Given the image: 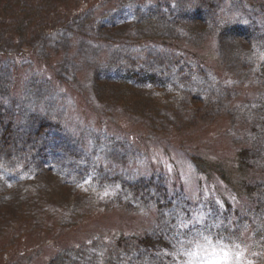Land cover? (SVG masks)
I'll return each mask as SVG.
<instances>
[{
  "label": "rangeland",
  "instance_id": "1",
  "mask_svg": "<svg viewBox=\"0 0 264 264\" xmlns=\"http://www.w3.org/2000/svg\"><path fill=\"white\" fill-rule=\"evenodd\" d=\"M85 1L94 4V0ZM156 2L99 0L83 30L54 25L55 31L29 44L0 37V53L28 54L24 65L31 59L47 63L52 55L65 54L54 74L73 84L90 108L60 103L62 95L45 86L25 106L23 102L13 106L17 117L33 123L39 104L50 109L49 121L73 109L78 115L91 111L98 117L97 126L104 124L109 134L119 130L127 140L123 147L120 138L112 141L105 134L90 132L84 135L88 147L81 148V136L68 139L53 127L48 134L34 138L42 145L32 153L27 151L28 157L13 149L7 153L0 149V264H41L57 248L72 247L97 234L149 231L166 241L161 255L166 264H187L188 257L181 253H199L195 242L203 243L202 236L225 246L223 251L230 250L232 264H237L239 253V264L262 263L257 249L260 240L264 242V210L251 224L233 218L240 204L247 202L214 174L201 173L191 157L218 163L231 182L237 183L240 176L234 171L233 159L237 147L243 146L251 151L250 163L257 164L259 172L264 169V27L239 0L219 4L216 16L206 11L193 15L184 3L182 9H176L162 2L156 23L164 38L186 50L206 53L203 55L210 60L206 69L184 61L163 68L158 42L155 47L138 48L148 32L139 33L140 14L134 13V6L141 10ZM107 11L112 16L105 24L116 25L112 29L124 27L131 34L120 38L119 44L111 39L102 46L95 30L86 28H93L88 21L102 19ZM199 25L205 27L202 33H197ZM232 27L246 34L234 35L226 29ZM94 28L97 35L105 33ZM214 53L232 65L247 66L244 77L251 94L232 92L231 81L220 83ZM199 105H208L206 122L194 128L190 125L188 130L182 127L179 133L175 127L179 119L188 120L190 109ZM149 180L153 188L147 186L150 190L140 195L131 193V186ZM260 203L264 205V200ZM231 223L237 225L230 230L233 236L221 237L217 232L220 225ZM20 226L22 232H29L19 235ZM132 258L130 264H140L138 255ZM154 260L146 264H157Z\"/></svg>",
  "mask_w": 264,
  "mask_h": 264
},
{
  "label": "trees",
  "instance_id": "2",
  "mask_svg": "<svg viewBox=\"0 0 264 264\" xmlns=\"http://www.w3.org/2000/svg\"><path fill=\"white\" fill-rule=\"evenodd\" d=\"M99 0H94V4L87 3L85 0H0V37L5 35L12 43H25L29 44L33 39L46 34H51L54 28L62 24V27L71 26L75 27V30L85 29V22L87 16L93 12V7L98 3ZM154 7L149 8L145 6L140 10L139 5L134 6L135 14H140L139 20V33L148 32L147 36L143 35L138 43L140 49H146L155 47L158 42L160 47L158 51L160 63L164 65L168 63L177 64L179 61H184L187 64H196L199 68L206 69L210 67L208 63L210 60L204 56L206 53L193 52L192 50H186L184 46H178L177 44H171L168 38H164L162 29L159 28V24L156 23L158 13V5L165 2H169V6H176L177 9L185 8L190 13L202 14L206 11L208 15L212 14L216 16L218 14L219 4H223L227 0H156ZM245 6L250 8L255 14V20L262 27H264V0H239ZM245 1V2H244ZM163 2V3H162ZM180 3V4H179ZM97 8L95 7L94 10ZM145 9V14L142 10ZM103 12L105 10H102ZM186 13V12H183ZM196 14V15H197ZM110 13H106L100 20L88 21L89 24L93 23L91 28L88 24L86 28L89 32L95 30V36L99 37L98 42L104 46L107 42L113 39L115 43H120V38L128 33L127 29H112L116 28V25H107L110 21ZM143 15V16H142ZM155 19V20H154ZM33 20L35 22H33ZM103 21L100 22V21ZM144 21V22H143ZM55 25V27H53ZM103 29L105 33L96 34ZM204 26H197V33H202ZM205 28V27H204ZM61 29V28H60ZM229 32L234 35L244 36L246 32L238 27L226 28ZM85 31V30H84ZM137 32V31H135ZM149 37V39H148ZM148 39V42L143 40ZM107 41V42H105ZM105 42V43H104ZM138 42V41H136ZM52 60L47 63L38 62L31 59L30 63L24 65L22 61L28 59V54L19 53L18 51L10 52L8 54L0 53V149L6 153L9 149L16 150L20 153V156L28 157L25 153L37 150L39 146L35 143L36 139L41 138L49 133V130L54 128L60 129V133H65L68 139L81 136L80 147H88V139L85 134L97 133L99 135L105 134L110 140L116 141L120 138L123 140V147L126 145L127 140L124 135L116 130L114 134H109L105 131L104 124L99 126L96 125L97 116L91 112L83 109H90L86 102L84 95L77 93L75 86L62 82L55 74V66L61 62L65 54L57 53L51 56ZM68 57V54L66 55ZM149 60H150V56ZM213 61L216 68L220 71L219 80L220 83L232 82L229 89H233L232 92L239 93L243 91L245 94H251L247 86L246 76L247 66L232 65L227 63L225 59L220 57V54L214 53L212 55ZM153 57L151 58V60ZM237 59H241L240 57ZM54 90L61 94L59 98L60 103L72 104L76 107H81L84 113L79 115L75 112L76 109L69 110L65 115H60V119L54 118V121H49V115L47 114V106L41 108V104L38 105L34 112V122L30 123L25 119L16 116L17 111L13 106L18 102H23L24 106L26 102H31L37 94H39L43 88ZM70 107V108H71ZM208 105L196 106L188 112L185 118L188 120L182 121L179 119L178 125H175L179 133H182V127L188 130L191 125L193 128L200 123H205L208 112ZM260 117V107L257 108ZM75 112V113H74ZM16 113V114H15ZM74 113V114H73ZM90 113V114H89ZM262 116H264V107L261 108ZM93 114V115H91ZM91 115V116H90ZM94 122L90 123V121ZM63 125H62V122ZM178 121V120H177ZM177 123V122H176ZM175 123V124H176ZM64 126V130H63ZM63 130V131H62ZM233 141V140H232ZM114 146L117 144L113 143ZM234 144V142H233ZM122 147V148H123ZM254 155V154H253ZM252 159V160H251ZM191 161L195 163V166L200 170L201 173H211L219 178L221 182L226 185H230L234 191L242 195L243 199L247 202L246 205L240 204V208L234 211V217H241V220H247L249 224L255 221L260 211L264 210V205L260 203V199L264 200V185L261 182L264 181V169L260 168L258 171L257 164H251L253 156L251 151L245 149L243 146L237 147L234 155V171L240 176L239 182L232 183L227 170L222 168L216 162H210L203 158L192 156ZM218 161V160H217ZM220 164L221 162L218 161ZM147 186L153 188L154 183L149 180L146 184H136L130 187L132 194L145 193ZM159 189L156 188V191ZM162 192H165L163 190ZM257 195V198H256ZM260 195V198H258ZM263 195V196H261ZM238 207V205H237ZM231 208L226 207V210ZM232 211V210H231ZM226 212V211H225ZM235 225V224H234ZM233 223L220 225L217 232L221 237L233 236L230 233L231 229L234 228ZM237 228V225H235ZM21 232L19 235L24 236L29 231L22 232V226L19 227ZM40 232V231H39ZM154 231L145 232L140 235H126L118 232L116 235H100L97 234L87 241H81L77 245L72 247H60L57 248L49 258H44L41 264H130L133 260L132 256H139V263L146 264L152 259L157 261V264H166L165 258L162 257L164 248L167 247L166 241L160 235L155 236ZM39 234V233H38ZM18 237V236H16ZM260 239L259 237H256ZM48 243V241H46ZM44 243V242H43ZM11 247V245H10ZM99 248V249H98ZM261 252L262 263L264 264V242L260 240L259 247L257 249ZM46 257V256H45ZM8 261V260H7ZM145 262V263H144ZM133 263V262H132Z\"/></svg>",
  "mask_w": 264,
  "mask_h": 264
},
{
  "label": "snow or ice",
  "instance_id": "3",
  "mask_svg": "<svg viewBox=\"0 0 264 264\" xmlns=\"http://www.w3.org/2000/svg\"><path fill=\"white\" fill-rule=\"evenodd\" d=\"M201 239L203 243L195 242V248L200 250L199 253L193 250L181 253V255L188 257L187 264H232L230 250L223 251L225 246L219 245V243L214 245L208 236H202ZM189 243H193V241H189ZM241 256L242 253L237 254V264H239Z\"/></svg>",
  "mask_w": 264,
  "mask_h": 264
}]
</instances>
